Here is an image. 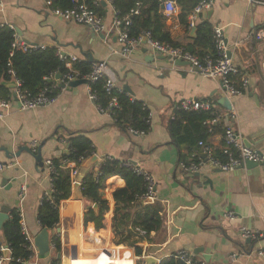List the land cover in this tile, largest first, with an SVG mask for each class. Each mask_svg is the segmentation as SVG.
Segmentation results:
<instances>
[{
  "label": "crops",
  "instance_id": "obj_1",
  "mask_svg": "<svg viewBox=\"0 0 264 264\" xmlns=\"http://www.w3.org/2000/svg\"><path fill=\"white\" fill-rule=\"evenodd\" d=\"M104 1L106 5L94 0L103 8L98 14L105 25L101 33L55 16L46 0H3L4 8L0 10V26L13 24L23 32L22 38L30 42L46 46L53 42L58 50L92 64L107 61V74L117 86L121 89L129 86L133 91L130 95L143 101L151 111V130L146 134L131 133L116 124L109 113L99 110L87 84L68 85L56 102L48 106L21 111L14 98L8 108L0 109L5 114L0 119V208L8 205L11 210L23 211V223L33 243L44 229L37 215L44 195L51 189V173L45 162L68 153L64 139L71 132H81L90 138L97 156L95 161L89 157L81 164L70 162L69 168L77 167L78 174L72 177L71 196L59 206L58 225L48 229L51 252L40 255L33 246V263L51 264L53 259H58L60 264H133L131 259L121 257L126 249L134 252L129 243L120 242L126 240L127 231L117 234L114 228V192L126 184L121 176L109 178L103 190L109 202L104 227L97 230L93 222L84 223L87 205L81 193L84 176L112 157L137 162L158 180L157 200L145 202L139 198L136 205L137 209L150 204L161 207V224L156 229L148 233L139 227L133 229L138 235L131 240L141 242L143 248L142 256L135 255L140 261L138 264H145L147 256L157 258L160 264L163 258L175 257L181 250L208 264H264V165L225 172L207 163L198 172L200 176L184 173L181 153L186 160L183 162H189L195 152L191 154L186 147L180 150L172 143L168 128L177 104L192 98L207 101L218 114L221 128L231 127L264 156V39L255 36L264 28V0H258L262 3L215 0L212 16L201 14L199 23L209 21L214 28H219L229 45L241 42L239 47L230 49V57L238 69L234 83L239 88L244 79L249 83L243 94L231 97L223 90L220 79L205 76L190 66H176L144 42L129 58L115 53L121 49L118 30L112 28L116 11L111 1ZM179 13L178 7L176 14L166 16V29L176 42L192 45L196 37L181 22ZM3 84L11 88L15 79ZM224 96L229 98L231 110L223 103ZM221 138L217 132L209 142L216 147L221 144ZM40 145L44 166L33 156ZM199 146L197 149H202ZM23 147H29L32 153ZM17 152H21L18 157H9L10 153ZM4 177L13 184L10 189L2 185ZM228 211L235 212V219L224 216ZM242 229L262 235L248 242L250 238L243 237ZM54 237L60 239V252L55 248ZM83 243L94 244L91 251L97 252V258L82 256ZM73 247L82 258L71 259ZM9 262L8 256L0 264Z\"/></svg>",
  "mask_w": 264,
  "mask_h": 264
},
{
  "label": "trees",
  "instance_id": "obj_2",
  "mask_svg": "<svg viewBox=\"0 0 264 264\" xmlns=\"http://www.w3.org/2000/svg\"><path fill=\"white\" fill-rule=\"evenodd\" d=\"M75 1L51 0L48 7L66 9L73 6ZM85 1L97 14L103 9L102 6L96 5L94 0ZM200 1L176 0L180 9V20L187 28L188 15ZM111 2L117 17L123 19L130 16L131 25L128 26V31L133 38H139L149 32L153 39L173 46H184L188 52L201 59L216 52L213 38L214 27L209 21L198 22L194 44L185 46L173 40L170 32L166 29L163 0H111ZM137 9L139 10L138 14L132 13ZM14 32L8 25L0 27V97L2 99L14 100V90L3 84V81H10L12 78L18 79L21 89L33 98L45 88L48 89V96L57 95L62 91V85L57 80L46 79L51 74L65 76L69 72L77 71L78 75L83 77L91 73L92 63L86 60H78L73 63L71 69L68 68L66 63L60 59L58 48L55 46L27 52L13 49ZM234 76H231L233 83ZM88 86L91 92L96 95V104L106 109L120 127L138 134H146L151 130V111L143 101L135 99L120 88L108 91L105 77L90 81ZM113 98L117 100L116 106H111ZM217 117L218 114L214 112L213 108L211 110H187L177 104L168 123L172 143L180 150L186 147L191 154L195 152L191 159L197 161L202 153V149L198 150L197 148L199 142L202 141L213 150V156L216 159L228 162L230 157L225 153V140L221 138V144L216 147L209 142L213 134L219 132L221 136H224L226 131L225 127H220L219 121L212 125L207 124V121ZM64 140L69 147L68 153L60 158L52 159L54 166V170L51 172L52 190L49 195H44L38 210L37 217L42 228L54 229L58 225L60 221L59 206L72 194L71 168L67 164L72 161L81 164V157L87 159L95 153L92 141L81 132H71ZM231 151L235 157H239L236 148L231 147ZM183 156L184 154L181 153V162L186 161ZM115 175L121 176L126 184L114 192L116 202L114 228L117 234L127 231V236L124 238L126 240L122 239L120 242L129 243L130 247L134 248L135 255L142 256L141 242L131 240L134 235H138V232L133 229L139 227L146 233L156 229L161 224L159 216L161 207L157 204H150L141 205V208L137 209L136 205L140 202L139 197L145 192V183L143 178L125 162L107 157L98 164L97 170L91 169L86 173L81 187V193L87 202L84 223L93 222L97 230L104 227L109 202L103 196V190L107 180ZM94 205H98V209H95ZM141 210H144V213ZM10 214V218L0 228L2 234L0 256L4 255L2 248L3 244H6L10 248L9 264H23L22 261L32 259L35 252L23 233L19 211L14 208ZM130 226L131 228H129ZM53 242L57 252H60V239L54 237ZM51 264H60V260L53 259ZM160 264L185 263L172 256L163 258Z\"/></svg>",
  "mask_w": 264,
  "mask_h": 264
},
{
  "label": "built area",
  "instance_id": "obj_3",
  "mask_svg": "<svg viewBox=\"0 0 264 264\" xmlns=\"http://www.w3.org/2000/svg\"><path fill=\"white\" fill-rule=\"evenodd\" d=\"M50 1L51 0H46L47 6L50 4ZM214 2L215 0H201L195 6V8L188 15L189 29L196 27V25L198 24L201 18L202 12L211 9L214 5ZM250 2L262 3L261 1L258 0H250ZM138 5L140 4L138 3ZM163 7H164V13L167 17L172 16L178 12V5L176 0H163ZM3 8H4L3 0H0V10H3ZM51 12L55 16L62 18L64 20L86 25L95 33H101L105 31L103 18L97 13H95L85 0H76L73 6L66 9L53 8L51 9ZM132 13L138 14L139 10L137 9ZM3 25L4 24H2L1 26ZM7 25L15 31L14 32L15 40L12 44L13 49H19L24 52H27L39 48L45 49L47 47L46 45H31L26 43L22 38V36L17 33L16 26H14L13 24H7ZM130 25H131V18L129 15L124 17L123 19L115 16L112 28L118 30L117 38H118V42L121 44V49L115 51V53L120 54L122 57L129 58L133 53V51L140 44H142L144 40H147L146 44L156 54L170 58L173 63L178 59L187 61L190 63L189 66L191 69L196 70L205 76L220 79L221 84L226 89L225 92L229 97L243 94V91L246 89V87H248L249 81L247 79L243 80V84L241 88L235 86L231 80V76L236 74L238 72V69L235 63L233 62V60L231 59V57H229L228 51H230L231 48L235 49L239 47L241 45V42L235 41L231 45H229V43L226 41L224 37L223 32L219 28L215 27L213 29V38L215 42V51H216L215 54L207 55L201 59L198 56H195L192 53L188 52L184 46H173L168 43H162L158 40L153 39L151 33L149 32L145 33L143 36L139 38H133L130 36V33L128 31V26ZM255 36L257 39L260 40L264 39V28L257 31ZM58 55L60 59H62L66 63L67 67L70 69L72 68L73 63L79 60L77 56L68 55L60 50H58ZM56 75L57 74H51L46 79L57 80L62 85V90H64L69 85L70 82L77 79H87L90 82V81L98 80L99 78L102 77L106 78V88L108 91L115 88H119L114 78L107 74V61H100L93 63L91 73L83 77H80L77 71L69 72V74L65 76H61V79H56ZM15 84L16 87L14 88V93L16 94V99L19 102V108L21 111L34 110L39 107L48 106L50 104L55 103L59 97V94L54 96H48V89L45 88L44 90L41 91V93L38 96L31 98L26 92H24L21 89V83L18 79H15ZM90 97L92 100L94 101L96 100V95L92 93L91 90H90ZM10 103H11L10 100H4L0 97V109L8 108ZM116 105H117V100L116 98H113L111 102V106H116ZM97 106L101 112L109 113L106 109L100 107L99 105ZM180 106H182L187 110H201V109L211 110L213 108L210 102L202 101L200 99H195V98L181 102ZM4 116H5L4 112L0 111V119H3ZM218 120H219L218 117L211 119L207 121V124L212 125L216 123ZM131 133L138 134L133 131H131ZM222 138L226 142L225 153L228 154L230 157L228 162H221L218 159H216L213 156V150L208 146H206L204 142L200 141L199 145L202 147L203 154L207 155V158L205 159L201 156L197 161L191 159L190 162L188 163L181 162L180 165L183 172L193 175L199 172L202 169V167L207 163L211 164L212 166H214L215 168L221 171L230 172L238 169L247 160H251L258 163L264 161V156L261 155L259 151L256 150L255 148L247 147L245 145L244 138L242 137V135L234 131L231 127H228L226 129L225 134L224 136H222ZM231 147L237 149V151L239 152V157H235L234 153L231 151ZM84 160L85 157L80 158L81 163ZM45 163L47 167L50 169V173L53 172L54 166L52 160H47ZM125 164L127 166L132 167L135 170V172L138 175H140L144 180L145 192L139 198L144 200L145 202H153L157 200V186H158L157 178L152 173L142 168L137 162L126 161ZM69 165L70 162L67 164V166L69 167ZM77 174H78L77 167H73V168L71 167V176L73 177L76 176ZM51 190H52V186L49 192H47L45 195L46 196L49 195ZM24 193H25L24 188H22L20 195L21 201L24 200V196H25ZM23 215H24L23 211L21 210L20 217L22 222L23 233L25 234L26 239L30 242V246L33 249V246L35 245L23 223ZM224 216L229 219H235L236 214L233 211H228L224 214ZM242 234L244 238H250V239L262 235L260 233L257 234L248 231L246 229H242ZM2 249L4 250V248ZM8 249L10 252L9 247ZM128 251H129V257L131 256L132 258L131 251L130 250ZM126 252L127 251H125L124 254ZM102 253H105L110 258L112 257V255H110L108 252H102ZM74 256L79 257L76 247L72 248L71 259H73ZM175 257L185 264H208L205 261H198L194 259L192 254L187 250H181L175 255ZM85 258H91V257H85ZM3 259H4V255L0 256V263L2 262ZM32 259H30L29 261L23 260L22 262L23 264H34Z\"/></svg>",
  "mask_w": 264,
  "mask_h": 264
},
{
  "label": "water",
  "instance_id": "obj_4",
  "mask_svg": "<svg viewBox=\"0 0 264 264\" xmlns=\"http://www.w3.org/2000/svg\"><path fill=\"white\" fill-rule=\"evenodd\" d=\"M102 2V4L106 5V2L104 0H100ZM212 13H213V10L212 9H209V10H205L203 11V15L208 16H212ZM16 31L19 35H23V32L19 29V28H16ZM196 32H197V27H194L191 29V35H193L194 37H196ZM24 39V38H23ZM24 41L28 44H31V45H38L36 43H33V42H30L26 39H24ZM144 43H147V40H144L143 41ZM50 46H53V42L49 43ZM228 55L230 57L231 55V51H228ZM162 58H165L166 56H161ZM90 60V59H89ZM91 61V60H90ZM174 64L176 66H189L190 63L187 62V61H183V60H176L174 62ZM56 79H61V75L60 74H57L56 75ZM81 84H89V81L87 79H77V80H74L72 82L69 83V86L71 87H76V86H79ZM16 87V84H14L13 86H11V88H15ZM123 90L128 92L129 94H133V91L131 90V88H129V86L127 85H124L123 87ZM223 90L226 91V89L223 87ZM14 97L16 98V94L14 93ZM223 99V103L226 104L228 106V109H232V106H231V102L229 100L228 97L224 96ZM222 102V101H221ZM245 145L247 147H251V142L249 140H245ZM41 148H42V145H40L38 147V150H37V153H35L33 156L35 158V160L38 162V164L40 166H44V162H43V158H42V152H41ZM22 149L26 150L27 152L29 153H32L31 149L29 147H23ZM21 151V150H20ZM21 152H17L16 154L15 153H10L9 154V157H18L20 155ZM259 153L261 155H263V153L259 150ZM203 158H207V155L206 154H202L201 155ZM92 160L95 161L97 159V156H92ZM258 165H264V161L261 162V163H258V162H254V161H251V160H247L245 163H243L238 169H242V168H247V169H252ZM218 171H220L219 169H217ZM195 176H200L201 174L200 173H195L194 174ZM208 182L211 183V181L209 180ZM2 185L6 187V189H10L12 187L13 184H9V178L8 177H4L3 178V182H2ZM79 185V184H77ZM95 209L98 208V205H95L94 206ZM10 212H11V207L8 206V205H2L1 208H0V228H2L3 226V223L10 218ZM248 242H251L252 240L251 239H248L247 240ZM34 244L35 246L38 248V252L40 255H45L49 252H51V239H50V232L47 228H44L38 235L37 237L35 238V241H34ZM3 253H4V257H8L9 256V249H8V246L6 245L5 246V249L3 250ZM58 257H61V254H58ZM145 264H159V260L153 256H147L145 258Z\"/></svg>",
  "mask_w": 264,
  "mask_h": 264
},
{
  "label": "rangeland",
  "instance_id": "obj_5",
  "mask_svg": "<svg viewBox=\"0 0 264 264\" xmlns=\"http://www.w3.org/2000/svg\"><path fill=\"white\" fill-rule=\"evenodd\" d=\"M94 246V244H92V246L90 245V244H82V247L80 246V248H81V250H83L82 251V256L83 257H91L90 259H92L94 256H96L97 255V252H95L94 254H92V251L91 250H93L92 249V247ZM122 249V248H121ZM120 249V250H121ZM134 249V248H133ZM123 250V249H122ZM128 250H130L131 251V253H132V259L134 260V263L135 264H138L140 261H139V259L135 256V251L133 252L130 248L128 249ZM124 251V250H123ZM120 252V251H119ZM100 253V252H99ZM121 253H122V251H121ZM82 256H79V257H81L82 258ZM121 256V254H119V256L118 257H120ZM69 264H70V262H69Z\"/></svg>",
  "mask_w": 264,
  "mask_h": 264
},
{
  "label": "bare ground",
  "instance_id": "obj_6",
  "mask_svg": "<svg viewBox=\"0 0 264 264\" xmlns=\"http://www.w3.org/2000/svg\"><path fill=\"white\" fill-rule=\"evenodd\" d=\"M234 75H235V74H234ZM240 88H241V87H240ZM14 98H15V97H14ZM126 251H127V252H126L125 254L123 253L124 256L122 255L121 257H122V258H124V257L129 258V259H131L132 263L135 264V263H134V260L131 258V256L129 257V251H128V250H126ZM124 252H125V251H124Z\"/></svg>",
  "mask_w": 264,
  "mask_h": 264
}]
</instances>
